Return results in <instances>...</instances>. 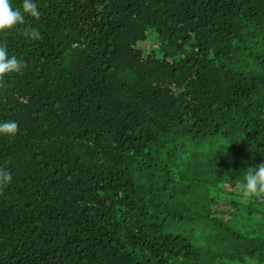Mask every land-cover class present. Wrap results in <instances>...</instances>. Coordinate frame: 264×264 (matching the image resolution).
I'll return each mask as SVG.
<instances>
[{"label": "trees", "instance_id": "16d2710c", "mask_svg": "<svg viewBox=\"0 0 264 264\" xmlns=\"http://www.w3.org/2000/svg\"><path fill=\"white\" fill-rule=\"evenodd\" d=\"M34 2L0 32L25 65L0 87V264H264L236 187L264 162V0Z\"/></svg>", "mask_w": 264, "mask_h": 264}, {"label": "clouds", "instance_id": "9594fccd", "mask_svg": "<svg viewBox=\"0 0 264 264\" xmlns=\"http://www.w3.org/2000/svg\"><path fill=\"white\" fill-rule=\"evenodd\" d=\"M26 15L39 19L40 12L34 0H22L20 7H13L11 0H0V32L25 24ZM25 38L39 40L40 32L33 27H26L21 33ZM24 62L16 56H9L6 45H0V87L6 75L20 73ZM18 132L15 121L0 122V135L14 136ZM11 173L0 168V189L7 187L11 182ZM237 189L242 201L251 198L264 200V162L249 167L244 171L243 181L237 184Z\"/></svg>", "mask_w": 264, "mask_h": 264}]
</instances>
